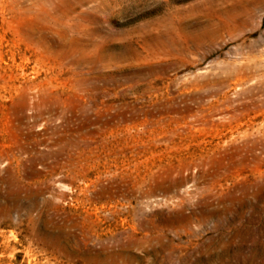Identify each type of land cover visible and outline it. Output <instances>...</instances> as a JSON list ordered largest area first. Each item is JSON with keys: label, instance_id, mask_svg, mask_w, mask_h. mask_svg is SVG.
<instances>
[{"label": "rangeland", "instance_id": "1", "mask_svg": "<svg viewBox=\"0 0 264 264\" xmlns=\"http://www.w3.org/2000/svg\"><path fill=\"white\" fill-rule=\"evenodd\" d=\"M0 264H264V0H0Z\"/></svg>", "mask_w": 264, "mask_h": 264}, {"label": "bare ground", "instance_id": "2", "mask_svg": "<svg viewBox=\"0 0 264 264\" xmlns=\"http://www.w3.org/2000/svg\"><path fill=\"white\" fill-rule=\"evenodd\" d=\"M167 180H168L167 181L168 182L167 185H165L164 183H159V182H158V184L160 186L166 187V190L169 191L172 188V186L179 185V184H182L183 182H185L186 178L182 176L181 169L176 168V169H174L173 171L170 172V174L167 177ZM102 194H103V192H102ZM179 218L182 221H186V222L191 221V215L182 214ZM188 233L191 234V231L188 230ZM189 242H191V240H189Z\"/></svg>", "mask_w": 264, "mask_h": 264}]
</instances>
